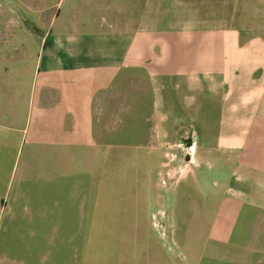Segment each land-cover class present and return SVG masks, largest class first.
<instances>
[{
  "label": "crops",
  "instance_id": "crops-1",
  "mask_svg": "<svg viewBox=\"0 0 264 264\" xmlns=\"http://www.w3.org/2000/svg\"><path fill=\"white\" fill-rule=\"evenodd\" d=\"M73 1L68 7L78 6L74 16L71 8L57 14L60 1L35 9L41 17L35 47L15 48L16 59L0 62L1 143L15 140L32 157L36 149L62 150L94 166L97 152L147 150L174 136L178 148L191 146L192 152L185 154L191 167L177 180V200H185L191 212L204 207L202 199L205 207L215 202L203 239L178 240L177 247L195 263L207 254L208 264H264V0ZM121 98L135 104L128 119L145 121L141 130L127 124L132 140L123 144ZM3 100L11 102L6 114ZM153 102L159 104L155 129ZM168 117L174 132L164 121ZM85 180V197L100 196L105 188L120 194L119 178ZM21 181L29 185L20 186L18 197H34L35 177ZM135 197L128 190L131 205L121 207V214H132L133 222L123 230L136 228ZM41 212L59 216L49 218L53 237L6 240L0 264L165 263L167 248L159 239L77 237L93 227L61 216L80 221L88 213L83 204L80 210ZM23 213L35 221V208L27 206L9 209V221ZM27 226L12 224L34 237L35 226ZM58 231L75 233L60 238Z\"/></svg>",
  "mask_w": 264,
  "mask_h": 264
},
{
  "label": "rangeland",
  "instance_id": "rangeland-1",
  "mask_svg": "<svg viewBox=\"0 0 264 264\" xmlns=\"http://www.w3.org/2000/svg\"><path fill=\"white\" fill-rule=\"evenodd\" d=\"M59 1L60 4H56L57 14L63 16L70 8L72 9L70 14L73 16L78 13V6L68 7L72 2L74 3L73 0H0V62L2 64L4 60L8 63L10 59L17 58L15 48L35 47V23L41 18L36 10H41ZM167 4H169L168 0ZM122 99L124 98H121L119 103L123 116L120 120L119 139L123 144L132 140V136L126 134L129 132L127 124L135 123L136 129L139 127L138 130H141L145 121L128 119L130 118L128 112L134 108L135 104L122 101ZM4 100L2 106L6 114L10 112L7 106L10 109L11 102L8 103L7 100L6 104ZM157 105L159 104L156 102L151 103L153 111L151 127L153 129L158 127L159 123V118L155 117L159 109ZM164 121L170 124L169 127L174 132V120L168 117ZM4 125L5 123L0 124V127ZM11 137L16 139L17 134L14 132ZM134 137L137 141L140 136L135 134ZM2 138L0 136V248L6 240L20 243L33 239L46 241L52 238L54 232L47 229L49 218L59 216L44 215L41 211L60 208L80 210L83 204L88 213L80 221L75 215L61 216L67 223L78 225L77 223L82 222L87 224V227H93L88 231L77 232L79 233L77 237L105 241L159 239L167 248L164 264H208L207 254L203 262L195 263L189 261L190 256H185L180 247H177L178 240L183 244L184 240L187 241L192 237L197 242L203 239V227H206L215 203L211 199L205 207L207 199H202L203 195L198 196L202 199L200 203H204V207L202 206L201 209L199 206L194 207L191 212V206L186 204L185 200H177V180L183 177L191 167V164L188 167V163L184 160L186 152L192 154L191 146L189 151L186 149L183 151V145L178 148L176 138L169 136L166 140L159 141L158 139L156 143L161 142V144L156 146L153 143L147 150L121 148L120 150L97 152L98 161L93 166L90 161H83L82 158L70 159L65 155L67 152L62 150L36 149L35 156L32 157L26 146H21L15 140L12 145L4 146L1 143ZM188 146L189 143H185L184 147ZM76 154L80 155V152ZM186 165V169L183 170ZM94 175L103 176L105 179L113 176L119 178L120 194L117 196V190L105 188L100 196H83L84 191H88L84 183L85 179ZM31 176L35 177V196L28 200L19 198L17 192L20 186L29 185L21 181L22 177ZM128 190L130 192L135 190L136 194L134 199L137 209V214L134 216L136 228L131 231L122 229L128 222H133L132 214L127 217L121 214V207L131 205L132 199L128 198ZM154 194H158L157 199L151 198ZM159 194H161L160 197ZM24 206L35 208V219H33L35 221L30 219L29 214L23 213L17 216V221L11 223L10 215H8L9 209ZM92 208L95 212L91 211ZM12 224L35 226V236L33 237L32 232L28 230H14ZM199 225L201 227L198 228L196 235L193 234L191 229ZM72 233L75 232H57L60 238Z\"/></svg>",
  "mask_w": 264,
  "mask_h": 264
},
{
  "label": "built area",
  "instance_id": "built-area-1",
  "mask_svg": "<svg viewBox=\"0 0 264 264\" xmlns=\"http://www.w3.org/2000/svg\"><path fill=\"white\" fill-rule=\"evenodd\" d=\"M186 167H187V165L185 166V168H184L183 170H185V169H186Z\"/></svg>",
  "mask_w": 264,
  "mask_h": 264
}]
</instances>
